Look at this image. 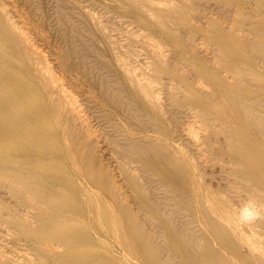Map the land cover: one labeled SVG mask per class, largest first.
Listing matches in <instances>:
<instances>
[{
    "label": "bare ground",
    "instance_id": "bare-ground-1",
    "mask_svg": "<svg viewBox=\"0 0 264 264\" xmlns=\"http://www.w3.org/2000/svg\"><path fill=\"white\" fill-rule=\"evenodd\" d=\"M246 1L224 0L219 17L211 10L201 23L193 16L197 1L120 0L175 50L196 54L190 41L201 32L218 53L217 66L189 68L183 78L157 62L144 78L127 66L141 100L152 103L155 82H162L172 104L195 116L184 124L173 112L169 132L160 104L152 112L164 128L126 101L124 88L106 72L95 79L103 59H97L102 52L92 26L80 14L74 19L80 4L56 0L57 26L71 40L62 64L101 87L115 111L143 122V134L130 135L104 113L124 186L85 132L80 105L70 101L55 70L44 69L42 52L13 17L0 12V264H264V0H253V9ZM155 39L162 61L164 45ZM133 45L127 51L136 55ZM198 128L205 131L201 138ZM156 129L168 130L164 136L173 144L150 137ZM22 246L28 254L7 253Z\"/></svg>",
    "mask_w": 264,
    "mask_h": 264
},
{
    "label": "rangeland",
    "instance_id": "rangeland-1",
    "mask_svg": "<svg viewBox=\"0 0 264 264\" xmlns=\"http://www.w3.org/2000/svg\"><path fill=\"white\" fill-rule=\"evenodd\" d=\"M29 1L30 0H0V12L7 11L8 14L13 17V19L16 21L17 25L19 26L20 31H23L25 35L29 38L31 43L34 44V46L42 52L43 55H42L41 65L46 66V68L44 69L47 70V67H48V69L52 71L55 70L57 74L56 75L57 81L61 86H64L65 90L67 89L66 94L68 95V98L70 99V101L73 100V103H78L80 105L82 109L81 113L83 116V119L80 120V122H83L84 125L90 128L89 131H85V132H89L87 134H90L91 137L94 139V144L96 145V148L98 149V154L102 162L104 164H107L112 169V172L114 173V176L117 182L120 185L124 186L125 184L124 174L122 173L119 167L117 154L116 152L113 151V146L111 143L110 136L107 134V131L109 130L110 125L104 113H106V110H107V112L111 114V116L116 122H120V124L123 125L122 127L125 131L131 130L129 133L130 135L131 134L132 135H138V134L142 135L143 134V130L138 131L139 128H142V125H143L141 118L139 119L138 117H134L133 119V116H131L130 114L123 113L124 110H121V112L118 113L117 111L113 109V107L106 104L108 103L107 101L105 102L103 100V94L101 93L103 91L102 90L100 91L101 87L97 89V85L92 84V81H89V80L86 81L85 80L86 78H83L81 75H77V74L74 75L65 68V66L62 64V52L67 47V45L68 46L70 45L71 40H68L67 38L65 39L62 33H60V30L57 26L58 17L56 15V7H55L56 0H38L41 4L39 9H37L36 6H34L32 2H30L29 4ZM72 1L80 4L79 5L80 7L82 5L81 8L79 7V10L82 9L81 10L82 12L79 11L81 13L74 15V19H76L77 16L80 14L78 17L79 19L81 18L80 19L81 21L83 20L82 23L86 25V23L88 22L87 25L90 23L89 25L93 27L92 29V27L88 25L89 29L91 27L90 31L91 30L94 31L96 29L94 32L93 31L91 32L93 34V35L91 34L92 35L91 37L93 40L95 39L94 41H96L95 43V45H97L96 48L98 47L100 49L99 51L102 52L101 54L103 55V57L101 54H99V56H97V59L99 61V57H100V59H103V60L97 63H98V66L99 64H101V67L104 65L102 67L104 68L102 69V71L103 70L104 71L102 72L103 74L102 75L101 67L99 66L100 69L99 68L97 69V71L99 72L97 73V71H95L96 73L95 79L101 78L102 76H104V73L106 72V76H109L111 80L114 78L113 81H116L114 83L117 86L119 85L121 88H124V90L123 89L122 90L125 94L124 97L126 96L125 100L127 98L126 101L128 102L130 101L129 103L132 102L140 110L142 108L141 111L145 113V116L147 115L146 116L147 119L150 118V120L153 121L156 124V126L159 125L162 128H164L162 123H165L168 121L167 122L168 124L165 123V125L166 126L169 125L168 126L170 127L169 129H171L169 130V132H172L174 128V123L172 124V119H170L171 115H173V112L176 114V116H179L182 120L185 121L184 124H187L188 121L196 119L193 114L191 113L189 114L184 109H179L174 104H172L170 97L168 96V94L165 93L167 92L168 89H165V86H163L164 84L162 82L158 84L155 82L156 89H158L157 90L158 97L155 99L156 101L153 100L152 103L147 102L149 104L148 106V104L144 101L145 99L143 98L142 99L143 101H142L141 100L142 97L139 98V95H137L138 92L135 90L136 86H134L133 84L135 81L132 82L133 79L129 77L130 75H129V70L127 66H129V69L133 67L132 70L134 69V71L132 72H136L135 74H137V76L134 73L133 74H134V77H137V78H140L141 76L144 78V76L145 77L146 75L149 76V74L152 75L154 72L153 71L154 62H157L158 64H160L168 72L169 71L175 72L174 69H178V71H176L175 73H177L176 75L180 76L181 78L187 75L189 68L191 69L196 68V67L214 68L215 66L218 65V53H215L210 47H208L209 44L207 43L206 38L201 32L197 35V37H195L196 39L194 38V40L191 39L190 41L193 44H197L196 47H198V51L196 54H194L190 50V48H186V50L177 51L175 50L176 46L174 42L169 37L162 35L158 31L157 32L152 31L153 32L152 33L151 28L148 31V27L145 26L144 23L142 24V21L137 19V16L134 12L132 13V11L134 10L131 7H129V5H124L125 3L120 2V0H72ZM193 1L195 3L197 1L196 4L199 5V7L195 8L196 12L194 11L193 16L198 14L196 15V17L198 18L199 16L198 19L201 21V23L203 22V20H206L208 17H210V15H212V11L213 12L218 11L219 8H222V5L224 6V3L220 5V3L224 2V0H202V1L193 0ZM200 4H201V7H200ZM153 5H154L153 7H157V6H160V3L158 1L157 2L154 1ZM209 5L211 8L209 7ZM32 6H34V9ZM213 6L215 7L213 8ZM246 6L249 9H251L252 6H254L253 8H255L256 3H254L253 0H250V1L247 0L244 4L245 8ZM123 8L125 9V11ZM126 9H128V11ZM205 9L206 11L200 12ZM127 12H130L132 14L127 13ZM82 14H84V17ZM213 15L216 17H219V14L217 12L213 13ZM87 16H90V17H87ZM196 17H193L192 22L194 21L193 23L195 25H198L196 23L197 22L199 23L200 21L195 19ZM200 17H203L205 19L200 18ZM98 24L100 25L98 26ZM100 27H102L106 31V33L110 32L109 34L111 35L110 39L112 42L109 40L107 41L106 37H104V34H103L104 32L100 31L102 29V28L100 29ZM144 29L151 36L154 35L153 40L152 38L149 39L147 37H144L145 35L143 34L146 33ZM183 29L185 30L187 29V27H183ZM128 30L130 31L128 32ZM160 34L162 37L160 36ZM94 35L96 37H94ZM155 36H157L158 39ZM97 38L99 40H96ZM163 38H165V40ZM166 38L168 39V42H166L167 41ZM154 39H155V42L157 41L160 43V45H164V49H163V46H159L160 47L159 50L160 51L162 50L161 51L162 55L160 56V58L163 59L162 61L161 59H159V55L155 53L158 47L156 46V49L154 48L155 47L153 45ZM66 40H67V43H66ZM163 42L164 44H162ZM132 43H134L136 46L135 48V46L133 45L134 50H136V55H133L132 52L127 51L128 45ZM204 44H208V45H204ZM153 49L155 50L153 51ZM151 50L153 51V53H151L152 52ZM154 54L157 55V58L155 57ZM164 54L165 56L163 57ZM117 55H120L119 57L121 60H119V58L117 60ZM168 60L171 62L169 63ZM125 62H127L128 65H126ZM122 63H124V65ZM176 64L178 67L175 66ZM108 66L110 68H108ZM222 68L223 67H219V71H221ZM125 69L126 71L128 70V73H126ZM108 70L110 72H107ZM107 73H109V75ZM223 73L230 74L228 70H224V69H223ZM99 74H100V77H99ZM123 74L124 75L126 74V75L123 77ZM140 74H143V75L140 76ZM165 76H166V81L169 82L171 78H168L167 73L165 74ZM116 79H118V81H120L121 83L117 84L118 81ZM132 90H135V91H132ZM135 92H137V94ZM156 104L157 105L160 104L161 110H162L160 111L162 112L160 115H164V118L158 115L159 112L157 111L152 112V110L154 109L152 107H154V105L156 106ZM149 109L150 111H147ZM110 110H112L113 113H111ZM149 113L150 115H152L153 113L154 114L153 116H150ZM124 114H127V115H124ZM148 115L150 117H148ZM155 116L159 117L160 119L162 118L161 121H165V122H160V119L158 120ZM127 118H130L131 120ZM165 118L166 120H163ZM154 119H157V122ZM161 130L159 129L150 130L148 133L150 134V137H153V139H157L158 141H160L159 139H163L168 144L172 145L173 142L170 137V134L168 137L164 136L165 132H168V130L165 131L164 133ZM198 131H199L198 137L201 138V136L205 133V131L199 128H198ZM10 240H11V237H10ZM8 248L11 249V246H9ZM7 253H10L12 255L15 254L16 256H19V255L22 256V254H28V250L26 249V247L22 246L21 248H17L16 250L12 252H7Z\"/></svg>",
    "mask_w": 264,
    "mask_h": 264
}]
</instances>
